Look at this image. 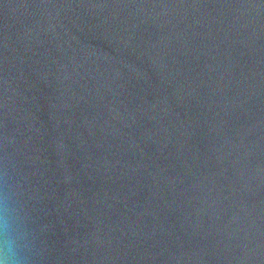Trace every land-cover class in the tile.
<instances>
[{
    "label": "water",
    "instance_id": "water-1",
    "mask_svg": "<svg viewBox=\"0 0 264 264\" xmlns=\"http://www.w3.org/2000/svg\"><path fill=\"white\" fill-rule=\"evenodd\" d=\"M19 264H264V0H0V217Z\"/></svg>",
    "mask_w": 264,
    "mask_h": 264
},
{
    "label": "clouds",
    "instance_id": "clouds-1",
    "mask_svg": "<svg viewBox=\"0 0 264 264\" xmlns=\"http://www.w3.org/2000/svg\"><path fill=\"white\" fill-rule=\"evenodd\" d=\"M10 223L7 216L0 217V264H19V256L10 237Z\"/></svg>",
    "mask_w": 264,
    "mask_h": 264
}]
</instances>
